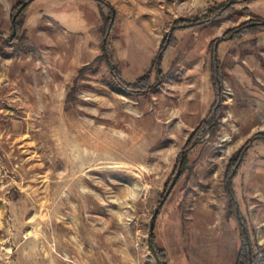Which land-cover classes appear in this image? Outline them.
Segmentation results:
<instances>
[{
	"label": "rangeland",
	"instance_id": "1",
	"mask_svg": "<svg viewBox=\"0 0 264 264\" xmlns=\"http://www.w3.org/2000/svg\"><path fill=\"white\" fill-rule=\"evenodd\" d=\"M24 1L0 0V264H158L149 246L156 211L155 237L171 264H235L239 228L226 215L225 173L264 132V32L220 46L217 132L191 151L190 170L169 188L188 138L214 110L211 45L264 22V0L179 31L151 94L125 93L114 80L102 47L108 9L35 0L27 38L11 43L12 10ZM106 1L117 16L110 48L134 83L179 20L221 14L230 0ZM235 189L264 264L263 143L255 142Z\"/></svg>",
	"mask_w": 264,
	"mask_h": 264
},
{
	"label": "trees",
	"instance_id": "2",
	"mask_svg": "<svg viewBox=\"0 0 264 264\" xmlns=\"http://www.w3.org/2000/svg\"><path fill=\"white\" fill-rule=\"evenodd\" d=\"M35 0H26L23 3L15 6L12 10L13 17V36L9 40L11 43H19V41L25 40L27 37L25 36V21L27 17V13ZM95 1L99 7L106 8L109 10L110 15L107 18V29H105L104 33V41H103V57L106 60L107 66L120 87L125 93H146L151 94L152 92L158 89L159 77L162 74L161 67L165 57V54L168 49L175 47L178 44V40L176 35L179 31L184 30H194L202 25H206L213 21L215 18L220 19L225 15L231 14L234 8L242 3L251 4L256 0H230L228 3L223 5L220 8V13L216 12L217 10L213 8L210 13L193 22L188 20H179L176 23V26L172 28L170 35L162 42L160 51L156 58L152 61L151 68L142 76H140L134 83H128L125 81L123 74L120 70L119 65L115 60V55L113 54L110 48V40L115 32V25L117 22V16L115 11L110 3L106 0H93ZM234 30L228 31L222 38L215 40L211 45V50L213 52L214 63L212 65V74H213V91L215 95V104L214 110L212 113L208 114L201 123L194 129L192 134L187 140L180 156L178 157V162L176 165V171L173 172L178 177V180L173 185L174 178H171L170 185V194L172 190L176 187L179 180L190 170L188 166V156L191 151L196 148L200 143L203 142L204 138L207 134L215 135L218 129V123L221 116V92L223 89L222 82V65L219 63V48L220 46L227 41H234L238 38L258 34L264 32V22L258 23H250L248 26L243 29H237L238 34L233 35ZM0 37H2V33L0 31ZM218 63H217V62ZM84 69H82L83 71ZM157 79V80H156ZM156 80V82H154ZM259 141L264 144V132H259L255 134L251 139H249L234 155L231 161L226 168L225 173V188L228 195V210H227V218L230 220H234L238 224L239 228V239H240V248L237 253V258L235 264H257V255L253 248V243L250 238L249 225L245 217L241 212V208L239 205V201L237 198V193L235 190V179L237 178L240 169L246 162L250 151L253 149L255 142ZM168 189V190H169ZM165 202V201H164ZM161 203V207L164 206L165 203ZM159 220V211L154 215L151 221V227H153V234L149 239L150 249L157 261L158 264H171L168 252L162 248L156 237L155 232L157 229V224ZM151 233V229H150Z\"/></svg>",
	"mask_w": 264,
	"mask_h": 264
},
{
	"label": "water",
	"instance_id": "3",
	"mask_svg": "<svg viewBox=\"0 0 264 264\" xmlns=\"http://www.w3.org/2000/svg\"><path fill=\"white\" fill-rule=\"evenodd\" d=\"M174 184H175V182H174ZM173 184V185H174ZM168 195V194H167ZM158 213V211H156V213L155 214H157ZM153 234V227H151V233H150V237H151V235Z\"/></svg>",
	"mask_w": 264,
	"mask_h": 264
},
{
	"label": "crops",
	"instance_id": "4",
	"mask_svg": "<svg viewBox=\"0 0 264 264\" xmlns=\"http://www.w3.org/2000/svg\"><path fill=\"white\" fill-rule=\"evenodd\" d=\"M236 190V189H235Z\"/></svg>",
	"mask_w": 264,
	"mask_h": 264
}]
</instances>
